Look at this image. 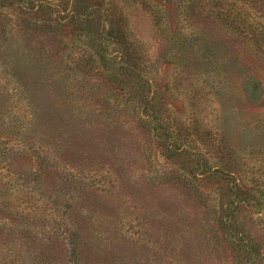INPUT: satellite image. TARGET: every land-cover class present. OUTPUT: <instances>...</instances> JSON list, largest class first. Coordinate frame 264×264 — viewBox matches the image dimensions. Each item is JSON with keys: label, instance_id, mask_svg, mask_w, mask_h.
I'll return each instance as SVG.
<instances>
[{"label": "rangeland", "instance_id": "1", "mask_svg": "<svg viewBox=\"0 0 264 264\" xmlns=\"http://www.w3.org/2000/svg\"><path fill=\"white\" fill-rule=\"evenodd\" d=\"M196 2L128 1L134 67L193 133L192 159L227 169L226 181L189 172L101 62L65 81L85 122L49 123L45 92L60 91L24 56L56 50L61 62L83 41L70 25L38 30L39 15L0 8V264H239V235L264 258V0ZM232 180L245 190L233 202Z\"/></svg>", "mask_w": 264, "mask_h": 264}, {"label": "trees", "instance_id": "2", "mask_svg": "<svg viewBox=\"0 0 264 264\" xmlns=\"http://www.w3.org/2000/svg\"><path fill=\"white\" fill-rule=\"evenodd\" d=\"M128 1L129 0H0V8L20 6L25 10L39 15V18L32 24V26L38 30L49 29L54 24H56V26L70 25V27L73 28L74 37L82 40L85 46L82 51H76L72 48L69 54L62 53L61 62L65 63L64 66L59 62L58 58L61 54L56 50L53 52L47 50L43 55L37 52L36 58H32V56L28 54L24 56V60H26L28 64L32 62L31 64L34 65V67H31L33 73L39 72L40 76L46 78L45 81L50 79L51 86L60 91L45 92L46 96L44 99L46 101V107L44 111L48 117L46 119H48L51 124L54 122V124L58 123L61 124L60 126L62 127L69 128L79 125L77 122L81 125L82 122H85L79 118L81 116L80 111H77L79 106H82V101H77L74 98L75 92H65V81H69L71 77H75L79 68L87 69L86 73L89 74L93 71L95 72V70L97 71V67L101 69V67L98 66V63L101 62L103 63L102 67L105 71H102L103 77L106 76L109 81L113 82L120 93L124 92L122 96L125 99V107L140 109V112L144 114L152 124L157 135H162L164 137L162 144L168 146L175 151V153L182 156L184 160L183 165L190 168L189 172L191 171L195 176L213 175L218 181H226L227 178H232V174L229 172L227 173V169L220 170L218 168L211 169L207 167V162L201 154L196 159H202H192L195 154L190 151L183 141L188 140V137L193 135V133H181L180 128L172 122V118L163 114V108L159 105L160 96L158 97V95L151 94L152 85L147 78L140 74L134 67L136 60L140 58V52L138 51L139 46L133 38L130 26L127 23L130 14V3H128ZM214 1H217L218 6L223 3V0ZM199 2H196V5H198ZM200 7H202L201 4H199V8ZM201 11L205 12L204 9ZM206 16L211 17L209 14H206ZM51 23H53V25H51ZM5 26L6 24L0 21V33L4 31L3 29H5ZM23 49L24 48H22V50ZM18 51L16 50V52ZM42 57L44 62L42 61ZM58 79L59 83L57 81ZM116 99L114 101L117 102L118 100ZM88 100H90V98L86 96L83 100L84 104ZM80 102L81 104H79ZM120 106V103L116 104V107ZM87 139L89 140L91 138ZM203 160L205 161L204 164L202 163ZM194 163H199L202 168L198 167L195 171L193 166ZM232 181L236 184V191L232 193L233 198H231L233 202L235 200H241L240 195L242 196V192L245 190L244 186L239 184L238 180ZM228 197H230V195ZM232 202H227V206L234 207L232 206L234 205ZM223 205L226 204L223 203ZM235 205H237L236 202ZM234 214V212H231L228 216L223 215L221 218L223 225H228L227 222H230L231 225L235 219ZM76 236L83 242V237H79L77 234ZM231 242L239 250V253L237 252L240 255L239 264H264L263 255L260 253V250L257 249L258 245L256 243L242 239L240 235ZM77 248L81 250L82 253L84 252L82 250V243L79 247L77 246ZM233 248L235 249L234 246ZM81 261L83 260L78 258L77 253V263Z\"/></svg>", "mask_w": 264, "mask_h": 264}]
</instances>
